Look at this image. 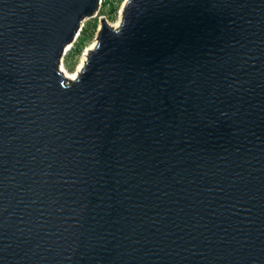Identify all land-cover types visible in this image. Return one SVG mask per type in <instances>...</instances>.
I'll list each match as a JSON object with an SVG mask.
<instances>
[{
	"label": "water",
	"instance_id": "95a60500",
	"mask_svg": "<svg viewBox=\"0 0 264 264\" xmlns=\"http://www.w3.org/2000/svg\"><path fill=\"white\" fill-rule=\"evenodd\" d=\"M0 0V264H264V0Z\"/></svg>",
	"mask_w": 264,
	"mask_h": 264
},
{
	"label": "rangeland",
	"instance_id": "374dc122",
	"mask_svg": "<svg viewBox=\"0 0 264 264\" xmlns=\"http://www.w3.org/2000/svg\"><path fill=\"white\" fill-rule=\"evenodd\" d=\"M127 1L101 0L97 14L84 21L79 36L67 49L62 59V66L60 68L67 78L71 76L75 77L83 67L89 51L94 48L97 42L102 19H105L110 26H118Z\"/></svg>",
	"mask_w": 264,
	"mask_h": 264
},
{
	"label": "bare ground",
	"instance_id": "6f19581e",
	"mask_svg": "<svg viewBox=\"0 0 264 264\" xmlns=\"http://www.w3.org/2000/svg\"><path fill=\"white\" fill-rule=\"evenodd\" d=\"M76 76H77V74L75 75V77L71 76V77H68V78L71 79V80H74V79H76Z\"/></svg>",
	"mask_w": 264,
	"mask_h": 264
},
{
	"label": "built area",
	"instance_id": "2783aa9c",
	"mask_svg": "<svg viewBox=\"0 0 264 264\" xmlns=\"http://www.w3.org/2000/svg\"><path fill=\"white\" fill-rule=\"evenodd\" d=\"M100 2H101V0H100ZM61 66H62V64H61Z\"/></svg>",
	"mask_w": 264,
	"mask_h": 264
}]
</instances>
